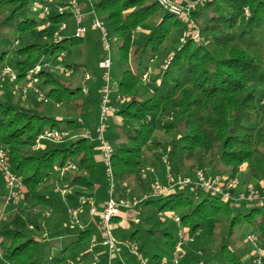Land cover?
Instances as JSON below:
<instances>
[{
    "label": "trees",
    "instance_id": "1",
    "mask_svg": "<svg viewBox=\"0 0 264 264\" xmlns=\"http://www.w3.org/2000/svg\"><path fill=\"white\" fill-rule=\"evenodd\" d=\"M35 1L45 0H0V67L9 61L17 82H29V71L40 59L57 58L84 42V36L55 40L49 33L53 41L40 44L29 37L30 42L10 57L15 41L12 33L26 34L46 21L60 26L73 19L71 12L41 16L40 20L25 17ZM90 1L110 35L120 42L114 45L116 61L112 72L119 80L115 95L125 101L114 109L111 132L106 134L114 146L112 165L118 197L127 198L133 184L146 188L139 169L145 162L156 161L155 152L168 144L174 148L175 171L205 159L213 170L209 175L228 169L232 177H237L244 169L246 179L264 182V0H210L201 5L192 18L200 26L203 41L187 40L175 51L168 67L162 69L160 65L146 82L143 74L150 68L148 62L182 22L155 0ZM245 8L250 11L248 16ZM149 21L154 23L153 29L143 44L135 45V32ZM102 58V54L97 58L100 70ZM132 61L138 69L132 67ZM68 66L74 71L72 77L79 80L64 79L47 68L36 76L41 79L39 87L47 88L49 100L64 104L71 116H54L41 106L38 111L18 109L0 101V146L8 150L13 170L22 175L29 202L28 207H16L0 222L2 261L9 264H69L70 260L92 264L88 260L93 258L92 251L82 245L93 235L90 228L55 231V237L44 246L30 234L32 225L42 229L34 209L55 205L47 194L50 189L59 184L67 188L74 185L77 188L67 199L77 205L82 195L94 197L95 193L85 189L96 188L98 181L105 182L98 168L99 143L82 136L88 129L85 116L93 106L94 82L89 76L85 93L82 74L88 66ZM99 112L98 106L96 123ZM54 129L73 132L75 138L60 146L46 145L44 151L38 149V154L28 150L39 136ZM67 163L76 164L77 170H69L61 179L60 169ZM142 205L156 213L187 209L181 216L182 223L189 227L187 236H194L206 218L214 217L217 240L209 251L215 253V261H203L204 264H246L243 249H234L232 240L235 230L240 232L245 227L264 251V200L236 205L204 190L188 189L149 198ZM123 218V214L115 217L117 230H124L120 224ZM216 227L224 228V232L216 231ZM138 232L135 229L129 240L134 242ZM164 235L171 239L169 247L173 250L176 239L168 232Z\"/></svg>",
    "mask_w": 264,
    "mask_h": 264
},
{
    "label": "rangeland",
    "instance_id": "2",
    "mask_svg": "<svg viewBox=\"0 0 264 264\" xmlns=\"http://www.w3.org/2000/svg\"><path fill=\"white\" fill-rule=\"evenodd\" d=\"M45 0L44 2H46ZM57 3L64 2L66 3V0H56ZM80 4L85 3V8L83 9L81 7L80 15H82V26H85L87 28V31L84 34V42L82 44L74 45L72 48H70L65 53L61 54L59 57L52 58L51 56L48 58H51L49 61H44V59H40L37 63H40L42 65V71L44 68L50 69L52 72H54L56 75L62 76L64 79L68 80H79L78 78L72 77L74 75V71L69 68L68 65L72 64H86L88 68L85 70V73L82 74L83 79L86 77V75H89L92 77V82L94 84L92 85V95L91 100L93 102V106L91 107V110L89 113L85 116V121L88 124V129L94 131L97 123L94 122V115L95 110L99 106V99H100V93L99 89L102 86V76H103V70H100L98 68L97 58L100 54L103 56L106 54V51L103 49V41H102V34L99 29L92 28V22L94 19L93 14V7L91 5L90 0H77ZM42 2V1H41ZM57 8L55 6L50 7V12L47 14L46 17L55 14ZM249 9L245 8V16H248L249 13H247ZM43 9L37 8L34 6V3L31 5L30 10L25 13V17H34L37 20H40ZM45 16V15H43ZM100 18V17H99ZM103 20V19H102ZM104 21V20H103ZM105 22V21H104ZM197 23V22H196ZM153 22L149 21L147 23H144L141 25L137 31L134 34L133 41L135 45H141L145 42L147 39L149 32L153 29ZM198 24V23H197ZM199 26V24H198ZM77 23L76 20L73 18L70 23L67 24V28L65 30H60L59 26H45V23L41 24L38 28L30 31L29 33L23 34V33H12L13 38L15 39L14 44L11 46V56H13L14 51H16L18 48H21L28 44L30 41L45 44L50 43L53 41V39L57 40L59 37L64 35H74L76 32ZM200 27V26H199ZM187 28V24L182 23V26L173 30L170 34L169 38L166 40V42L160 47L157 56L154 58V61L152 62L150 60L149 65L151 68L150 75L147 79L143 77V80L146 82L150 79L152 73L155 72V70L162 66L165 61L168 60L172 55H174L175 51L181 46V37L183 36L184 30ZM51 33L53 36V39L48 36V34ZM202 38L199 42L203 41V34L201 32ZM30 37V38H29ZM194 41V40H193ZM197 42V41H194ZM118 43H120L118 41ZM117 51V50H116ZM112 61H116V52L114 49V45H112ZM9 61H6L1 67H0V101L4 103H9L13 105L14 107L18 109H28L29 111H38V107L41 106L44 108V111L47 113L58 116V117H68L71 116L66 110V106L64 104H54L49 100V98L45 95L47 92V88L45 87H39L41 85V79L37 81L35 85H28L27 81L17 82L13 81L9 76L3 75L5 68L8 66L13 71L14 68L8 63ZM136 64L134 61H132V67H135ZM34 67V66H33ZM68 69L69 71L64 72L62 70ZM32 69V68H31ZM30 69V70H31ZM138 69V68H137ZM39 71V72H40ZM157 72V71H156ZM155 74V73H154ZM36 76V74H34ZM37 77V76H36ZM84 81V80H83ZM114 82L119 83V80L114 77ZM89 83V81H88ZM18 85L19 87L16 88L15 86ZM24 86V87H23ZM262 91H264V87L261 88ZM117 92V91H116ZM113 93V106L114 109H116L117 106L124 103L125 99L121 98L119 95ZM87 93V92H85ZM42 96H45V99H42ZM121 99H124V101H121ZM114 113V111H113ZM111 132V126L108 129V133L110 135ZM70 133V132H69ZM75 138V134L71 132L69 136L60 143L56 142H49L47 143V147L49 145L53 146H60L65 144L68 140ZM111 140V138H110ZM45 145V146H46ZM46 147V148H47ZM5 148V147H4ZM44 148V147H43ZM41 148L40 151H44L45 149ZM6 149V148H5ZM30 152L33 153H40L37 148H34L31 146L28 149ZM155 158L156 161L145 162L141 168L139 169V173L142 175L143 172H148V177L145 181L146 185L144 190H142L141 186H138L137 184L131 185V190L129 191V196L127 199L130 201L138 200L142 201L144 199L145 195H149L152 192L153 184L156 180H159L160 182H166V166L163 164V158L166 157L169 161V167L171 168V171L175 175H182L185 177L194 176V170L195 169H201L205 172L213 173L212 169L206 165L205 159H198L194 165H186V166H179L178 171L174 170L173 166V153L174 148L171 147L170 144L166 145L165 148H162L155 152ZM154 158V159H155ZM97 160L99 162V171L102 175V177L105 178V169L106 166L102 160V157L100 156L99 152L97 151ZM74 164V163H72ZM76 168L71 170H77V165L74 164ZM151 168H154V172H149ZM245 168V167H244ZM220 169V166H219ZM243 173L239 176L235 177L239 179V185L237 189L241 191H245L248 188L252 187L256 190L257 195L261 198L258 202H263V195H264V187L262 184L264 182H258L253 180H248L245 177ZM67 173V172H66ZM218 174H226L228 177H232L230 170H224ZM65 174H62L61 171L59 173V177L62 179L64 178ZM234 178V177H233ZM105 182L101 183V181L97 182V186L94 189H85L89 193H95L94 197L90 194L82 195L81 197L77 198V205L73 204V201H69L67 198H64L63 195L59 192H55V188L50 189L48 191V195L53 199L55 205L52 208H38L34 209V213H36L42 221L41 226L42 229H36L34 225L32 227L30 226V234L36 236L40 241L41 245H46V241L51 240L55 237V231L62 230L63 231H79V225H87L88 228H90L93 231V235L91 238H89L84 244V247L87 249H90L93 252V258H89V262L93 264L94 256L99 255L97 252L100 248L103 249V251L106 253V248L101 244V228H100V221L98 217L93 216L91 214V206H90V199H95V206L97 210H101L102 206L96 202L97 200H101L103 203L107 199V181L106 178L104 179ZM68 184V182H65V185ZM57 186V185H56ZM58 186H61L60 184ZM69 186V185H68ZM102 186V187H100ZM67 188V187H66ZM74 185H71L70 188H68V193L73 192L75 190ZM9 189L6 185V179L5 174L0 169V210H3L5 208V201L6 197L8 196ZM27 197V193L25 190H23V193L21 195L20 201L16 205L7 206L5 208L4 213H6L5 218L7 215L14 210L16 207L25 208L28 207L29 202ZM91 197V198H90ZM97 203V204H96ZM77 207H80V211L77 213H74L72 216L69 215L68 210L70 208L76 209ZM185 208H179L176 211H168L164 215H159L153 210L150 211L147 215L149 216L148 221L141 220L138 222V228L139 232L137 234V237L134 242V247L137 250H141L142 254L145 259H148L149 256L152 260L153 255L155 252L161 253L162 251L169 250L170 241L168 237H166L163 233L168 232L170 233L175 239L177 236V231L179 229V226L173 221V216H182L186 213ZM238 209H235V212ZM243 210V208L241 209ZM46 212H50V216H46ZM96 219V220H95ZM5 220V219H4ZM86 221V222H85ZM216 219L214 217H208L206 218L202 223V229L197 232L194 235V239L192 241L185 242L181 249V263L180 264H194L196 262H202V261H215V253L212 251H209L212 249L215 245V239L214 238V225H215ZM187 234L189 232V227L185 226L183 223L181 225ZM118 225H114V231L116 238H121L123 240L129 239L132 232L135 230L134 227H130L129 230H127L124 235H121L120 230H117ZM216 231L224 232V228L221 230L216 227ZM47 234V237H44V235ZM249 234H252V232L247 229L246 227L240 232L238 229L235 230V233L233 234V248H240L243 249L242 253L244 255V262L246 264H262V257L264 254V251L262 248L259 247L257 240L255 238L254 241H251L248 239ZM256 237V236H255ZM118 248H122L125 246L124 241H120L118 239ZM93 244L95 246H93ZM99 246V247H98ZM98 247V248H97ZM128 246H126L127 248ZM129 249V247L127 248ZM53 253H55L56 249H52ZM58 251V249H57ZM118 253V252H117ZM116 253V254H117ZM183 255L182 257V254ZM100 256V255H99ZM87 261V260H86ZM188 261V262H187ZM88 262V261H87ZM216 263V262H214ZM0 264H8V262H3L2 259H0ZM69 264H77L76 260H70Z\"/></svg>",
    "mask_w": 264,
    "mask_h": 264
},
{
    "label": "built area",
    "instance_id": "3",
    "mask_svg": "<svg viewBox=\"0 0 264 264\" xmlns=\"http://www.w3.org/2000/svg\"><path fill=\"white\" fill-rule=\"evenodd\" d=\"M166 12L177 17L182 23L187 24V28L183 32L181 37V45L184 44L187 40L191 39L199 42L202 38L201 29L195 20L192 18V14L196 11L201 5H204L210 0H155ZM34 6L37 8H42L43 15L47 16L50 12V7L55 6L57 9L56 13H65L71 12L73 18L76 20L77 27L76 32L73 36L81 38L84 36L87 28L82 26V15L81 4L77 0H66V3L59 2L56 0H47L46 2L35 1ZM247 13L248 10H247ZM94 19L92 22V28L99 29L102 34L103 49L106 51V54L103 56L99 62V67L103 70L102 76V86L100 88V99H99V119L97 126L94 131L85 129L82 136L90 140H95L99 143V152L102 160L106 166L105 169V178L107 181V199L102 203V210L98 211L95 206V200L90 199L91 214L93 216L100 217V228H101V244L106 248L107 259L102 262L99 255L94 256L93 264H113V256L119 251L118 248V239L114 233V219L121 214L122 210L130 211L138 206L142 201H145L149 198L161 197L165 195L172 194L177 190H204L205 192L211 193L213 195L219 196L225 201L238 204H254L258 202L261 198L257 195V192L254 188L250 187L245 191L237 189L239 185V179L228 177L226 174L218 175H209L207 172L201 169L194 170V176H182L175 175L171 168L169 167V161L166 157L163 158V164L166 166V182H160L156 180L152 187V192L149 195H145L142 201L133 200L130 201L127 198L118 197V192L116 188L115 173L112 165V158L114 154V146L111 141L107 138L106 134L110 127V117L114 111L113 106V93L118 90L119 83L113 81V61H112V45H116L118 39L116 36H111L105 22L97 16L95 10L93 9ZM50 21L45 22V26H50ZM60 30H65L67 28V23L64 22L59 26ZM173 55L168 58L167 61L161 66L162 69H166L172 59ZM153 62L154 59H151ZM42 69L40 63L35 64V66L29 71V82L28 85H35L39 80L34 74H37ZM64 72L69 71L68 69H63ZM151 68L143 74V77L147 79L150 75ZM9 76L13 81L17 80V74L10 67H6L4 74ZM90 79L89 75H86L85 81L83 84V90L88 92L87 81ZM16 88L19 86L16 85ZM24 87V86H23ZM42 99H45V96H42ZM124 101V99H121ZM69 131L63 129H54L49 130L39 136L33 145L34 148L40 149L43 148L49 142L60 143L63 142L68 136ZM76 168L72 163H67L63 165L60 169L62 174H65L71 169ZM0 169L5 174L6 185L9 189L8 196L5 201V208L9 205H16L23 193V178L22 175L17 174L9 161V152L4 147L0 146ZM154 168H151L149 172H154ZM148 177V172H143L141 178L146 180ZM264 187V184H262ZM55 192L61 193L64 198L68 196V188L63 186H56ZM264 191V190H263ZM264 200V195H263ZM5 208L0 210V222L5 219L6 213H4ZM80 211V207L76 209L70 208L68 213L72 216L74 213ZM167 213V212H165ZM163 211L159 212V215L165 214ZM46 216H50V212H46ZM125 220L127 222L138 223L139 218L135 215H126ZM173 221L179 226L176 236V244L172 250V260L169 264H180L181 263V253L182 245L185 242L192 241L194 236H187L182 225L181 216H173ZM32 227V226H31ZM80 229H83V226L79 225ZM48 235L45 234L44 237ZM255 235L249 234L248 239L251 241L255 240ZM126 246L138 256L140 261L143 264H153L151 262H146L143 256L138 252L130 241L125 242ZM93 246H95L93 244ZM4 248L0 242V258H3ZM9 264V263H8Z\"/></svg>",
    "mask_w": 264,
    "mask_h": 264
},
{
    "label": "crops",
    "instance_id": "4",
    "mask_svg": "<svg viewBox=\"0 0 264 264\" xmlns=\"http://www.w3.org/2000/svg\"><path fill=\"white\" fill-rule=\"evenodd\" d=\"M81 7L84 9L86 6H85V3H81ZM41 16H43V14L41 15ZM65 36H71V35H64V36H61V37H65ZM59 39V38H58ZM100 90V89H99ZM130 190H131V188H130ZM129 190V191H130ZM91 198V197H90ZM95 200V199H94ZM99 205H100V207L102 206V202H101V200H97L96 201ZM143 202V201H142ZM142 202L138 205V206H136L134 209H131L130 211H127V210H125L124 209V211H125V213L122 211V213L121 214H123L124 215V218L122 219V221H121V225L123 226V228H124V230L121 232V235L123 234L124 235V233L127 231V230H129V228L130 227H134V229H138L139 230V228H138V225L139 224H137V223H134V222H127L126 220H125V217H126V215H135V216H137L138 218H139V222L141 221V220H143V222L144 221H148V213L150 212V211H152V210H150L149 209V206H144V205H142ZM96 203V204H97ZM102 210V209H101ZM100 210V211H101ZM99 211V210H98ZM160 212V211H159ZM159 212L157 213V214H159ZM86 222V221H85ZM82 225V224H81ZM83 226V229H85V228H88V226L87 225H82ZM115 231V230H114ZM164 234V233H163ZM72 236V235H71ZM65 238H68V237H65ZM120 241H124V243H122V244H124L125 246H123L122 248H120V250L118 251V253L117 254H115L114 256H113V261H112V263L113 264H143L141 261H140V259L138 258V256L137 255H135L131 250H130V248L129 249H127L126 248V244H125V242L126 241H130L129 239H125V240H123V239H121V238H118ZM132 244H134V242L133 241H130ZM99 247V246H98ZM97 247V248H98ZM98 253H99V255H100V258H101V261L102 262H104L106 259H107V254L103 251V249L102 248H100L98 251H97ZM138 252L143 256V254H142V251L139 249L138 250ZM93 253V252H92ZM183 255H185L184 253L182 254V257H183ZM143 258H144V260L146 261V262H151V263H153V264H169L170 262H171V260H172V250L169 248V250H167V251H162L161 253H157V252H155L154 253V255H153V258H152V260H151V258L148 256L147 258L148 259H145L146 257H144L143 256ZM188 262V261H187ZM196 264H204V262L202 261H200V262H197Z\"/></svg>",
    "mask_w": 264,
    "mask_h": 264
}]
</instances>
